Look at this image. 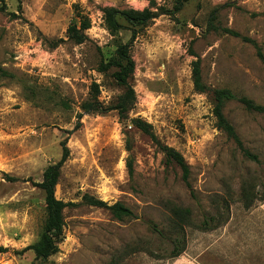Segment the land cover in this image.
<instances>
[{
  "label": "rangeland",
  "instance_id": "obj_1",
  "mask_svg": "<svg viewBox=\"0 0 264 264\" xmlns=\"http://www.w3.org/2000/svg\"><path fill=\"white\" fill-rule=\"evenodd\" d=\"M153 1L155 10L172 13L137 28L130 47L136 100L121 118L116 110L81 107L92 82L106 105L122 92L116 68L99 66L132 31L121 18L126 27L111 34L102 8L143 9L150 0H0V245L10 248L0 253V264H264V202L258 199L264 114L236 99L224 106L255 160L217 126L211 93L196 91L192 80V62L200 58L208 86L264 105V64L253 41L243 39L264 53V0H183L178 11L177 0ZM79 15L90 27L75 44L67 31L79 25ZM136 117L183 154L192 191L180 167L167 164L151 137L133 125ZM63 140L70 155L55 194L74 205L63 211L59 250L45 260L32 250L16 254L40 236L45 193L34 182L60 159ZM85 194L120 201L135 215L117 219L88 204ZM246 200L253 204L246 207ZM177 206L190 208L191 221L184 226L185 249L171 256ZM208 215L215 216L214 228L204 230L198 225Z\"/></svg>",
  "mask_w": 264,
  "mask_h": 264
},
{
  "label": "trees",
  "instance_id": "obj_2",
  "mask_svg": "<svg viewBox=\"0 0 264 264\" xmlns=\"http://www.w3.org/2000/svg\"><path fill=\"white\" fill-rule=\"evenodd\" d=\"M150 1L151 4L147 7H144L143 9H121L114 6H106L102 8L104 24L111 34L116 35L122 28L126 27L125 24L120 20L122 18L128 23L129 26L127 28L132 31V35L130 39L126 42L118 41L116 45L115 54L111 56L108 60H102L99 66V71L102 72L113 67L116 68L112 75L117 84L122 87V92L117 96L115 102L106 105L102 100H100L99 84L97 82H92L90 85L91 88L89 91V95L81 104V107L84 109L85 112L98 113L109 110H116L121 118L128 117V112L131 110L136 100V92L133 84L131 83V77L135 70V61L130 52V47L137 35V28L146 26L150 21H152L154 18H156L162 13H172L171 10L164 8L155 10L153 8L154 1ZM182 3L183 0H177L176 6L173 11H178L181 8ZM214 13L215 10H213L210 14V22L214 18ZM79 17V25L77 26V24H75L73 27H70L67 31V37L71 39L75 44H81L86 40L87 35L85 33V30L90 27V21L88 18L84 17L83 15H79ZM223 31L236 36L240 35L237 31L228 27H223ZM243 39L253 41V43L257 47V55L264 64V53L262 52L257 42L246 36H243ZM0 71L3 72L1 66ZM192 80L194 84V89L196 91L211 93L214 103L212 111L214 116L216 117L217 126L223 129L236 142L237 146L243 151L246 156L256 160L257 156L244 146L234 126L225 116L224 106L228 100L236 99L241 102L247 109L264 114V105L256 103L253 99L245 95L237 96L229 88H212L208 86L202 78L200 58H197L192 62ZM131 122L135 127L139 128L141 131L151 137V139L164 153L165 161L167 164L175 163L180 167L182 171V178L187 187L190 188L192 191V185L189 180L190 166L187 163L183 154L173 146L163 143L155 134L153 126L150 122L144 120L141 117L132 118ZM62 145V155L60 159L57 162L47 166L43 173V178L41 181L34 182V184L39 186L45 193L44 199L47 216L44 221L40 236L38 240L34 243L29 244L20 250H12L16 254L21 255L28 250H32L37 260H45L59 250V242L62 240L63 236V211L66 207L74 205V202H66L62 199H59L55 194L56 185L58 183L61 173V167L70 155V149L67 146L65 140L62 141ZM83 198L88 204L108 209L111 214L117 219L133 217L135 215L129 207H127L120 201H117L113 204H109L106 201L89 194H85ZM258 199L260 201H264V186ZM244 204L246 207H250V205L253 204V201L246 200ZM225 205L228 210L229 205ZM173 212L176 218V221L174 222L176 225V232L178 231V234L174 238H172L174 246L170 255L178 256L185 249L184 226L189 221H191V210L188 207L177 206L174 207ZM214 220L215 216L213 215L205 216L200 221L198 226L204 230L214 228V226L212 227V221ZM153 230L158 233H162L161 230L155 224ZM9 250V247L0 245V253H5Z\"/></svg>",
  "mask_w": 264,
  "mask_h": 264
},
{
  "label": "water",
  "instance_id": "obj_3",
  "mask_svg": "<svg viewBox=\"0 0 264 264\" xmlns=\"http://www.w3.org/2000/svg\"><path fill=\"white\" fill-rule=\"evenodd\" d=\"M0 179H1V177H0Z\"/></svg>",
  "mask_w": 264,
  "mask_h": 264
},
{
  "label": "crops",
  "instance_id": "obj_4",
  "mask_svg": "<svg viewBox=\"0 0 264 264\" xmlns=\"http://www.w3.org/2000/svg\"><path fill=\"white\" fill-rule=\"evenodd\" d=\"M264 202V201H263Z\"/></svg>",
  "mask_w": 264,
  "mask_h": 264
}]
</instances>
